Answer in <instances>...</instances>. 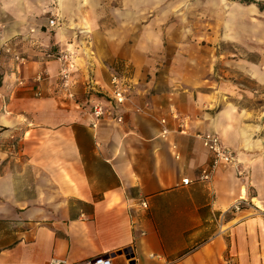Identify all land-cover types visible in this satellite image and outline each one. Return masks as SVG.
<instances>
[{"label": "crops", "instance_id": "obj_1", "mask_svg": "<svg viewBox=\"0 0 264 264\" xmlns=\"http://www.w3.org/2000/svg\"><path fill=\"white\" fill-rule=\"evenodd\" d=\"M107 4L0 0V264L97 254L110 264H264L262 215L227 209L240 195L264 206V15L248 22L237 8L219 35L205 34L224 46L218 70L207 42L192 52L199 63L164 50L148 0H114L102 14ZM67 63L71 95L60 85ZM115 71L127 85L120 102ZM94 102L109 113L94 118ZM205 130L233 150L241 177L216 162L197 179L212 160Z\"/></svg>", "mask_w": 264, "mask_h": 264}, {"label": "rangeland", "instance_id": "obj_2", "mask_svg": "<svg viewBox=\"0 0 264 264\" xmlns=\"http://www.w3.org/2000/svg\"><path fill=\"white\" fill-rule=\"evenodd\" d=\"M105 1V0H103ZM108 4L102 6V14L107 10H111L112 2L114 0H106ZM149 10L147 16L154 18V26L156 31L161 33L162 36V48L173 53L179 52L186 56V61L190 58V63L202 62L201 60H195L194 54H192L194 48H198L202 45H207L217 54L214 59V67L219 70L222 66L221 42L211 43L206 41L205 34H220L221 23L224 19L231 23L235 20V13L237 8L244 10L245 21L254 20L251 16H263L264 15V0H148ZM115 3V2H114ZM261 8V13L255 9V7ZM113 10V7H112ZM55 18V24L57 26L60 22V13L55 12L48 17ZM250 16V17H249ZM152 23V24H153ZM151 24V25H152ZM250 23H246L249 25ZM198 40V41H197ZM205 43V44H204ZM0 41V61L3 56ZM232 48L231 45L228 46ZM84 50H88L87 47H83ZM229 55H227L228 57ZM233 56V55H231ZM242 75V74H241ZM245 76V75H243ZM236 78H239L238 76ZM244 78V77H242ZM253 105V104H251ZM259 107V104H255ZM264 110V104L261 108Z\"/></svg>", "mask_w": 264, "mask_h": 264}, {"label": "built area", "instance_id": "obj_3", "mask_svg": "<svg viewBox=\"0 0 264 264\" xmlns=\"http://www.w3.org/2000/svg\"><path fill=\"white\" fill-rule=\"evenodd\" d=\"M47 26H53L55 22V18L50 16L46 20ZM59 57H64V54ZM72 63H67L59 69V77H60V85L62 88L66 90L68 95H71V92L68 90V73L70 68H72ZM89 82V81H88ZM109 82L111 84V98L115 102H120L124 99L127 85L124 82L123 74L118 71L112 72L109 78ZM93 82H90V88H93ZM90 111L94 118L102 115L104 112L109 113V109L102 108L99 102H94L90 105ZM120 117L117 116L118 120ZM199 136L201 144L209 149L212 152V160L209 164L202 166L199 169L197 174L198 180L206 181L210 178L211 170L216 162L227 163L229 164L235 171L237 176H242L244 174L245 168L240 166V161L235 157L233 150L222 144L219 140L218 135L213 131H202L197 134ZM182 183H186L188 178L182 177ZM140 204L142 206H146L145 200H140ZM242 207H250L252 211L255 213H260L262 215L263 222V230H264V206L254 202L250 197H246L245 195H240L235 198L230 204L227 206L228 210H238ZM110 258L107 255L97 254L85 260L84 264H110ZM48 264H65L63 259L59 258H50Z\"/></svg>", "mask_w": 264, "mask_h": 264}]
</instances>
